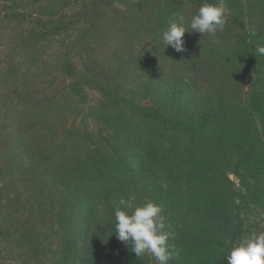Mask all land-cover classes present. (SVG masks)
I'll return each mask as SVG.
<instances>
[{
    "label": "trees",
    "instance_id": "trees-1",
    "mask_svg": "<svg viewBox=\"0 0 264 264\" xmlns=\"http://www.w3.org/2000/svg\"><path fill=\"white\" fill-rule=\"evenodd\" d=\"M114 2L11 1L4 14L26 25L29 45L3 71L13 66L14 80L0 81V244L27 247L25 264H153L115 235L120 198L146 193L181 248L169 264H227L233 244L264 228L250 219L264 212V0H226L224 31L186 32L182 52L162 40L170 14L187 24L205 0ZM105 31L101 53L87 38ZM59 36L63 86L34 92L36 50ZM88 89L102 95L95 105ZM77 116L85 127L69 122ZM0 264H10L1 247Z\"/></svg>",
    "mask_w": 264,
    "mask_h": 264
},
{
    "label": "clouds",
    "instance_id": "clouds-1",
    "mask_svg": "<svg viewBox=\"0 0 264 264\" xmlns=\"http://www.w3.org/2000/svg\"><path fill=\"white\" fill-rule=\"evenodd\" d=\"M226 23V0H205L187 24L183 13L172 12L167 28L162 33V40L167 47L182 52L185 50L183 37L186 32L216 36L218 32L224 31ZM214 43L219 44L220 41L215 40ZM255 53L264 56V44L258 43ZM135 199L134 195L120 198L114 211L116 237L129 245L130 251L138 258L147 254L157 264H169L179 255V251L175 244L170 243L175 239V234L163 215L164 206L154 200H145L137 205ZM226 260L227 264H264V231H253L241 237L231 247Z\"/></svg>",
    "mask_w": 264,
    "mask_h": 264
},
{
    "label": "rangeland",
    "instance_id": "rangeland-1",
    "mask_svg": "<svg viewBox=\"0 0 264 264\" xmlns=\"http://www.w3.org/2000/svg\"><path fill=\"white\" fill-rule=\"evenodd\" d=\"M11 1H16V3L18 2L19 4L23 5L25 3H27L30 0H11ZM10 0H0V81L8 79L9 82H12L14 80L12 72L14 70L13 66L9 67V76L6 77L5 73L3 72L4 70H6V68L8 67V61H15L16 59H18V57L21 54H25V46L29 45V40L26 39V25L18 18L14 17H8V16H4L5 12L8 10L9 12V4L11 3ZM126 0L119 1V0H115L114 4L116 7H118L119 9H124L125 5L123 4ZM130 2H135L138 0H129ZM31 8H20V13H21V18L25 21H32V18H34V14H30ZM72 9L67 10V13H71ZM25 13L26 17H22V14ZM106 21H107V28L109 26H112L114 28H117V26L119 25V20L114 16V14H112L111 12H107L106 13ZM32 24V22L30 23V25ZM80 27V26H79ZM80 28L76 29V35H80L81 31H79ZM89 39L87 38V42H92L94 43L96 41V43L94 44V48L96 49V51L104 53L106 51H109L111 49V40H110V32L108 33L107 31H105V34L102 35L100 34L98 39H95V37H91V35H89ZM94 41V42H93ZM63 42V38H61L60 36L53 39V41H43L40 42V48H38L36 51H38L39 53H35L36 56V60H38L36 65L32 64V68L30 69V76L32 77L30 79V84H31V88L32 91L34 92H39L40 90H44V89H61L63 86V76H61V74L58 72V74H56L55 72V68L58 67L57 66V60H60V54L59 52L62 50V47H60V44ZM137 42H141L142 44H145L144 40H138L136 39L134 43ZM64 43V42H63ZM107 43V44H106ZM132 43V40H131ZM123 46L125 48H129L131 47L128 44V41L124 40V44ZM134 47V45H133ZM140 45H137V48H139ZM126 55L128 59L131 55L134 56V54H131L130 51H125L124 53ZM123 55V54H122ZM111 56H113L111 54ZM116 56V55H114ZM121 56V55H120ZM29 59V58H28ZM24 66H28L30 67L29 63H25ZM19 68V66H18ZM125 68V67H124ZM125 70H127V68H125ZM50 73H54L55 76L50 75ZM3 87H7L5 84H1ZM88 101L89 103L92 104H96L99 99L101 98V93L98 90L95 89H88ZM89 109L86 110L85 113H89ZM89 119V126L90 127H95V123L93 121L92 118H88ZM69 122H71L72 124H74L75 126H81L82 128L85 127L84 124V120L82 118V116H77L76 118H69ZM261 147L259 146V154H260V158L264 159V141L261 142ZM233 176L232 179H236L235 175L233 173L230 174V176ZM238 181V180H237ZM135 196V195H134ZM135 204L139 205L142 204L145 200H152L149 198L148 195H146V193H142L139 196H135ZM161 204V203H160ZM212 207L214 205H211ZM258 211L256 210L254 211V213L250 216V219L254 222L257 223L259 227L264 226V212L261 211V214L258 215ZM163 215L166 217V222H167V215L164 214ZM177 222H179V219L177 220ZM260 231H264V228H262ZM172 241H170L171 243ZM17 243L18 242H14L11 240H7L6 238L1 240V244L0 247L4 250V252L6 251L7 253L10 254V264H25L24 260L21 258V254L24 253V251L27 249V247H17ZM55 246H56V242H55ZM54 244L51 245V248L55 249ZM209 247L211 249H214L216 246L215 244H209ZM181 248H178V250H180ZM15 257V260L12 261L11 257ZM148 258V262L149 263H153V264H157V262L155 261V259L149 255H145ZM34 259V258H33ZM199 258L197 257H190L188 258L187 264H196L197 260ZM35 260H37V258H35ZM34 264V263H32Z\"/></svg>",
    "mask_w": 264,
    "mask_h": 264
},
{
    "label": "water",
    "instance_id": "water-1",
    "mask_svg": "<svg viewBox=\"0 0 264 264\" xmlns=\"http://www.w3.org/2000/svg\"><path fill=\"white\" fill-rule=\"evenodd\" d=\"M230 177L232 178L233 176L231 175Z\"/></svg>",
    "mask_w": 264,
    "mask_h": 264
}]
</instances>
